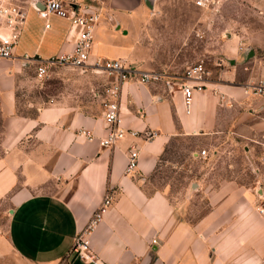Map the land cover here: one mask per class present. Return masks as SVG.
I'll list each match as a JSON object with an SVG mask.
<instances>
[{"label": "crops", "instance_id": "1", "mask_svg": "<svg viewBox=\"0 0 264 264\" xmlns=\"http://www.w3.org/2000/svg\"><path fill=\"white\" fill-rule=\"evenodd\" d=\"M31 1L22 3L26 16L13 55L0 58L15 69L25 54L44 59L73 48L77 28L69 19L54 13L41 16ZM97 2L100 19L89 61L121 58L137 68L167 72H180L195 62L189 63L180 20L157 18L145 11L141 0ZM159 19L164 20L167 41L164 50L153 54L148 43L157 36ZM238 37L232 33L225 41L222 51L229 66L207 70L206 87L194 91L188 112L180 91L166 89L161 82L125 80L119 109L126 132L111 146L100 143L106 131L102 105L90 110L85 101L62 93L45 101L35 114L19 115L9 79L0 91L5 115L0 200L10 202L6 221L0 224V256L13 255L27 264H264L261 185L241 183L232 175L196 176L188 193L205 198V210L196 217L189 216L187 201L175 204L164 190L145 188L172 137L217 132L224 110L236 120L243 115L239 106L252 94L234 82L241 54ZM243 65L250 68V63ZM247 112L262 119L246 123L251 131L261 125L259 140L249 136L251 154L254 142L264 149V102L258 112ZM83 127L91 138L79 132ZM147 131L154 135L148 137ZM132 147L137 149V164L126 172ZM107 191L111 203L89 231L91 255L83 258L72 249L75 237Z\"/></svg>", "mask_w": 264, "mask_h": 264}, {"label": "rangeland", "instance_id": "2", "mask_svg": "<svg viewBox=\"0 0 264 264\" xmlns=\"http://www.w3.org/2000/svg\"><path fill=\"white\" fill-rule=\"evenodd\" d=\"M141 1L145 11L160 16L157 18L167 15L180 20L177 25H181L187 41L189 63L203 58L207 70L227 68L230 62L222 48L228 37L236 33L239 35L237 45L241 54L236 66L235 85L242 86V83L264 74V47L260 45V42L264 43V0H221L214 9L197 6L194 0ZM157 26V36L150 38L148 43L153 54L155 50H164V42L167 41L164 20H157ZM250 57H255V60L249 61ZM249 63L250 68H244L243 64ZM9 68L12 69V75H4V71ZM108 78L106 72L95 71L90 67L58 63L51 65L47 74L40 77L36 73L34 60L24 59L15 69L13 64L0 59V91L11 79L14 83L15 113L19 115L35 114L45 101L62 93L80 102L85 101L90 110H95L101 105L98 92L100 84L108 81ZM263 100V94H252L242 101L239 107L244 112L237 120L229 115V111H222L225 116L219 130L213 134L198 132L172 137L161 153L156 169L147 177L145 188L149 191L155 188L164 190L175 204L187 201L189 216L196 217L205 210V198L195 192L188 193V189L194 187L192 182L196 176L204 175L207 179L213 175H232L241 183L264 187V149L254 142L252 153L247 151L249 136L252 135L256 140L261 137L260 122L253 131L246 129V123L262 120L257 114L251 117V112L246 111L258 112ZM4 119L0 108V155L4 152L1 145ZM202 148L206 149L204 154L200 153ZM9 204L7 198L0 200V224L4 225L6 221ZM0 264L27 263L8 255L0 256Z\"/></svg>", "mask_w": 264, "mask_h": 264}, {"label": "built area", "instance_id": "3", "mask_svg": "<svg viewBox=\"0 0 264 264\" xmlns=\"http://www.w3.org/2000/svg\"><path fill=\"white\" fill-rule=\"evenodd\" d=\"M31 3L41 16L54 13L60 17L69 19L70 25L76 29L73 48L71 51L59 53L48 58L29 56L24 58L36 62V73L44 76L48 68L53 64H63L76 67H90L93 70L103 71L110 77L102 82L99 88L100 102L103 117L106 123V131L100 138L103 146H111L124 136L126 130L120 124V91L122 83L133 78L140 83L161 82L169 90H178L182 94L185 110H190L194 91L203 90L206 87L207 68L204 59L200 58L187 65L180 72H167L165 69H141L125 63L121 58L97 57L89 61L93 44L94 27L100 19V6L97 0H39L44 7ZM221 0H194L197 6L214 9ZM26 11L21 2L17 0H0V57L8 58L13 55L14 47L19 41ZM49 22L45 23L48 27ZM244 92L248 94H264V76L255 80L242 83ZM79 132L87 138L92 133L86 128H80ZM146 135L152 137L153 131H147ZM205 148L200 150L204 154ZM137 149L132 147L128 152L125 171H131L137 164ZM111 203V194L107 191L89 218L85 228L77 234L73 245V251L83 258L90 257L89 231L101 220L103 211ZM259 211L264 215V205H259Z\"/></svg>", "mask_w": 264, "mask_h": 264}, {"label": "water", "instance_id": "4", "mask_svg": "<svg viewBox=\"0 0 264 264\" xmlns=\"http://www.w3.org/2000/svg\"><path fill=\"white\" fill-rule=\"evenodd\" d=\"M36 4L41 8L44 7V5L39 0L36 1Z\"/></svg>", "mask_w": 264, "mask_h": 264}, {"label": "bare ground", "instance_id": "5", "mask_svg": "<svg viewBox=\"0 0 264 264\" xmlns=\"http://www.w3.org/2000/svg\"><path fill=\"white\" fill-rule=\"evenodd\" d=\"M97 71H100V70H97Z\"/></svg>", "mask_w": 264, "mask_h": 264}]
</instances>
